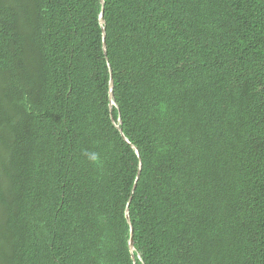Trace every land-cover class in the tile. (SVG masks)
<instances>
[{
    "label": "trees",
    "instance_id": "1",
    "mask_svg": "<svg viewBox=\"0 0 264 264\" xmlns=\"http://www.w3.org/2000/svg\"><path fill=\"white\" fill-rule=\"evenodd\" d=\"M103 2L0 0V264H264V0Z\"/></svg>",
    "mask_w": 264,
    "mask_h": 264
},
{
    "label": "water",
    "instance_id": "2",
    "mask_svg": "<svg viewBox=\"0 0 264 264\" xmlns=\"http://www.w3.org/2000/svg\"><path fill=\"white\" fill-rule=\"evenodd\" d=\"M101 5L103 6V0H99ZM102 14H103V10H101V14H100V19H99V23L103 26V17H102ZM102 36H103V39H104V36H105V33H104V29L102 28ZM103 49H105V44L103 42ZM112 87H113V81H112V78H110V81H109V108H111L112 106H116L113 99H112ZM111 121L113 123V125L115 126V128L118 129L119 132H121L120 130V125H121V121L120 119H118L117 121V124L114 123V121L112 120L111 118ZM125 216H126V220L129 222V218H128V211L126 210V213H125ZM128 247H129V252L132 254V252L134 251V247H133V239H132V230L130 231V238H129V243H128ZM132 260L134 261V256L132 255Z\"/></svg>",
    "mask_w": 264,
    "mask_h": 264
},
{
    "label": "clouds",
    "instance_id": "3",
    "mask_svg": "<svg viewBox=\"0 0 264 264\" xmlns=\"http://www.w3.org/2000/svg\"><path fill=\"white\" fill-rule=\"evenodd\" d=\"M89 159L95 160L96 159V155L94 153L89 154Z\"/></svg>",
    "mask_w": 264,
    "mask_h": 264
}]
</instances>
